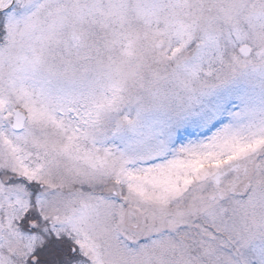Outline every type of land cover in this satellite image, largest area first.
Segmentation results:
<instances>
[{
	"label": "snow or ice",
	"instance_id": "snow-or-ice-1",
	"mask_svg": "<svg viewBox=\"0 0 264 264\" xmlns=\"http://www.w3.org/2000/svg\"><path fill=\"white\" fill-rule=\"evenodd\" d=\"M0 264H264V0H0Z\"/></svg>",
	"mask_w": 264,
	"mask_h": 264
}]
</instances>
